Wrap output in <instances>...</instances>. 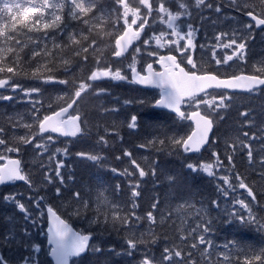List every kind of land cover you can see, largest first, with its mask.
<instances>
[{
    "label": "snow or ice",
    "instance_id": "snow-or-ice-1",
    "mask_svg": "<svg viewBox=\"0 0 264 264\" xmlns=\"http://www.w3.org/2000/svg\"><path fill=\"white\" fill-rule=\"evenodd\" d=\"M3 7H0V14H6L11 21V24L5 22L0 25V38H3V44L14 42L13 46H0V89H11L13 95H3L0 93V101H12L19 94L31 104V119L32 122H24L10 120L13 129L23 126L28 131L24 135L15 136L12 146H8V134L4 126L0 125V146L7 152H19L22 146H30L36 157L41 160V170L43 180L48 185L55 187L56 198L60 199L63 196L60 185L66 183L65 176L61 169L66 167L63 159H57V155L62 152L67 156L68 149L63 150L57 148L55 152L49 153V145L54 142L55 138L52 135L46 137L41 135L39 139L36 133L32 131L33 124L38 122L39 133H57L64 137H77L86 134V117L82 116L79 111V102L85 95L95 94L97 97L105 95L107 90L99 87L95 82L101 80L127 81L141 85H151L161 89L160 99L156 100V105L174 112L180 120L190 121V127L193 130L186 138L182 136H171L163 133L164 139L159 136H154L147 143L137 145L138 148L155 147L159 145L167 147L166 141L180 148L185 153L200 152L201 148L206 145L209 140V132L213 128L212 115H218L221 110L230 106L232 97L220 93L219 95L209 93L208 89H240L243 88L248 92H252L259 86H264V60L258 61V67L254 66L253 75H233L227 79H221L217 74L210 72H202L198 68L194 55L197 50L196 33L197 29L191 24L186 25V31L182 30L181 25L177 24L181 15H189V4L187 0H110L107 7L100 0H42L39 5L32 7H24L20 3L9 2V0H0ZM238 8L244 11V15L250 18L249 22H241L239 30L218 31L213 34L212 41L207 44L199 45L202 53H211V61L217 66L232 67L230 61H245L247 53V41L251 39L252 32L255 29H260L264 32V0H245V3L240 6L237 0H231ZM194 6L198 9L213 8V4L208 0H193ZM174 4L177 11L173 13L169 5ZM121 9L123 12L121 14ZM141 9L145 12L142 14ZM29 11L26 18H23V13ZM216 13L221 12V8H214ZM159 16L166 23L167 29L170 32L160 31L158 35H148L147 29L151 28L148 17ZM113 14L115 15L116 24L123 18V24L116 28V24L112 22ZM65 15L72 20L78 21L80 24L88 26L79 29L78 31H69V25L65 23ZM131 20L129 22V16ZM166 17V21L164 18ZM107 21V27L114 28L117 33L115 35L114 45H111L110 57L114 58L116 63L121 66L113 68L111 63L105 61L103 54L95 59L96 67L89 71V74L77 81L73 76L70 78H60L56 73L63 67L64 73L69 72V65L72 59L76 58L77 66L87 64L89 62L90 50L92 53L100 50V45L95 38H90L93 31V26H100ZM139 21V23H138ZM254 22V23H252ZM20 25V28H17ZM133 26H136L135 29ZM28 29V32L42 33L38 37L39 42L33 41L29 36L28 40L32 42L30 54L24 52V48L28 47V43H22L18 37L23 34V29ZM88 33L89 35H85ZM147 38L142 39L141 34ZM112 35V33H106ZM67 39H63V37ZM133 41H140L139 45L133 46ZM155 41L156 48H152V42ZM49 42L51 47H49ZM132 48L129 52V48ZM167 48V55L160 54V49ZM68 50L70 55H67L65 50ZM229 50V51H224ZM218 52H223L222 56ZM6 53H11L9 58ZM176 53V54H172ZM145 55L148 58L155 57L152 62L145 60ZM179 56V60H178ZM139 58V60H138ZM125 60L129 62L126 68L123 67ZM140 60L144 63L141 65V70L138 71L137 64ZM186 61L190 65L189 70H185L181 64ZM159 64L163 69L157 72L153 64ZM24 65L31 68L30 75L32 79L40 81L43 85H50L54 88L59 85L66 86L70 90L67 99L62 105H56L59 110L53 107V104L48 105L50 115H44L40 119L39 113L44 108V104L39 97L42 94L41 86L25 87L17 79L21 73L25 72ZM219 69H217L218 71ZM131 73V77L127 73ZM141 72L146 74L142 75ZM202 74H198L201 73ZM264 90V89H262ZM64 91V89H60ZM201 94H203L201 96ZM211 97V98H209ZM59 100L60 97H57ZM135 100H124V105L136 103ZM119 103V101H117ZM143 103V101H139ZM181 105H186L190 110L185 112L181 110ZM120 107L105 108V113H119ZM246 119L249 126L253 125V121L249 119V112L240 114ZM83 125V127H82ZM127 127L131 130L138 128L137 116L132 115L127 122ZM104 135H98L96 143L98 145L107 146L109 144L108 135L118 132L114 130L104 129ZM241 139L236 137L232 144L225 140V153L227 154L229 167L225 168L220 155L213 151L212 163H187L186 167L192 174H197L201 169L208 176H215L213 168H224L227 175H219L217 179L222 181L221 185H217V190L227 197L229 192H235L237 188L244 189L247 196L251 197L252 201L256 200L253 188L245 182L238 172H235V164L233 156L237 151L246 152V157L249 167L257 169L261 180H264V156L259 159L254 157V149L251 146L253 141H261L264 143V136H257L255 133L249 135L247 131L243 132ZM120 139H123L120 137ZM215 141H213V144ZM162 150V149H157ZM259 153H264V147L257 150ZM48 154L47 163L43 162V157ZM76 156L81 159L99 162L102 158L98 155L88 154L84 152L76 153ZM123 156L128 158L129 167L123 170V175L129 177V190L131 196V209L126 216L120 215L118 206L113 208L111 221L115 224L119 221L125 226L129 235L125 239L126 248L121 252H115L114 248H109V252H115L116 255L133 256L137 251H142V258L138 264H241L239 259L233 260L231 249L234 247L232 241H228L223 246L213 244L212 240L208 239L206 234L210 232L209 226L201 227L197 224L195 227L187 231V235H178L177 241L172 244H165L159 257L145 247L141 250L140 245L145 241L141 236H136L135 232L139 228L141 222L147 221L148 231L152 232L154 226L158 224L157 215L154 211L158 209L159 200L154 198L151 204L150 211H147L143 216L138 215L134 210L138 207L136 199L141 196V184L143 178L149 174L153 178V182L158 178L157 169L159 165L153 161L146 171L144 167L137 161L134 153L128 149H124ZM7 159L6 156L0 154V160ZM121 159L120 156L116 157ZM55 167H51L52 164ZM116 172V169H112ZM138 176L139 179L133 181L131 178ZM230 176H234L237 183H233ZM71 179V177H69ZM166 179L170 184L175 183V177L167 176ZM24 181L30 187L32 182L29 176L22 173L19 160H9L4 166H0V185L11 181ZM58 181V184L56 183ZM119 186H117L118 188ZM19 197V198H18ZM73 199L83 208H88V202L84 199L80 191L72 193ZM103 198L102 193L98 195V201ZM4 202H11L18 209V212L23 214V219L27 226L21 232H17L14 228H9L4 232H0V247L13 246L20 241H26L24 247L28 249L27 254L21 253L19 257H11L0 254V264H40L39 254L42 249L39 244L31 243V232L29 229L37 224L34 218L33 210L26 206V203L21 202L22 194H5L2 197ZM31 200V198H29ZM44 197L35 200V208L40 209ZM107 203V199L103 198ZM235 203L247 212V218L241 213L233 212L231 215L234 219L241 223L258 222L253 215V209L250 203L245 199H236ZM217 207L219 204L213 201ZM183 205L178 206L177 211H180ZM80 209L75 210V214H79ZM44 213L41 212V215ZM47 216L49 226L47 229V243L50 246L49 255L55 259V264H69L72 257H82L86 252L100 253L101 247L97 244L89 245L92 239L91 234H81L73 231L69 225L61 219L53 207H47ZM159 223L163 224L165 217L163 212L159 213ZM11 219V218H9ZM30 222V223H28ZM211 222H209L210 224ZM264 227V225H261ZM155 243V241H153ZM203 246V247H201ZM245 260L243 264H264V249H261L258 254L249 259L247 253H243Z\"/></svg>",
    "mask_w": 264,
    "mask_h": 264
},
{
    "label": "trees",
    "instance_id": "trees-1",
    "mask_svg": "<svg viewBox=\"0 0 264 264\" xmlns=\"http://www.w3.org/2000/svg\"><path fill=\"white\" fill-rule=\"evenodd\" d=\"M11 1H15L14 3H20L23 6L39 5L42 2V0H9V2ZM100 2L107 7L110 0H100ZM218 2H221L220 4L222 5L219 6L221 8L220 13H216L214 11V8L218 6ZM211 3L213 4V8L201 9L203 12L201 17L205 20L204 24L207 30L230 31L236 28L240 29L241 22H246L245 18L234 14V12L229 10V8H232L244 13V11L233 4L231 0H216L214 3ZM237 3L242 6L245 3V0H237ZM0 7H3L2 2H0ZM29 14H31L29 11H25L23 13V18H26ZM227 16L232 17L230 23L226 20ZM64 21L71 26V29L73 30L78 31L79 29L84 28L77 21L70 22V18L67 15H65ZM5 22L11 24V21L6 14H0V25H3ZM17 28H20V25H17ZM22 32L27 33V35L21 34L18 38L21 39L22 43H28L29 46L24 48V52L21 53V55L24 53L30 54L32 42L28 40V37L31 36L33 41L39 42L37 38L41 37L42 33L34 31L28 32V29L26 28L23 29ZM99 37L100 36H91L90 38H95L96 40L98 39V42ZM63 39L66 40L65 37H63ZM13 43L14 42H10L5 45L3 44V38H0V46L9 47L13 46ZM247 44V59L251 57V51L254 54H256L258 50L261 51L262 54L264 53V41L259 44L257 39H249ZM49 47H51L50 42ZM65 52L67 55H70L67 49ZM6 55L11 58L12 54L6 53ZM95 59L96 57H89V62L87 64H80L79 66H76V58H73L72 63L69 65V72L67 74L64 73L63 67H61L56 75L60 78H70L74 76L78 81L89 74V71L95 66ZM262 60H264V56H262ZM254 66L258 67L259 65L258 63L232 64L231 69H227L224 72L216 71L215 74L219 76H228L239 73L253 75L255 74L253 71ZM24 69L25 72L21 73V75L17 77L18 81L22 84L33 82L34 79H32L30 75L25 74L30 73L32 69L29 68L28 65H24ZM71 72H74L72 73L73 76L70 75ZM95 83L99 85V87L106 89L107 93L99 97L91 93L85 95L79 102V106H84V104H80H82V102L85 103L87 100L89 106L87 111H89V114L86 116L84 110L85 114L82 116L86 117L87 121V118L91 116H95L96 114L101 115L105 108L120 107L121 110L119 113H105L106 118H104L107 119L109 123H113L115 121V117H121V119L125 120L126 123L123 126L124 123L121 121H119V123L117 120L115 121V127H111L109 130L118 132L119 136L115 134L108 135L106 137L109 141L107 146L98 145L96 143L98 135L105 134L104 127H99L98 129L97 127H89L88 122L86 125V134L80 135L75 141L56 138L58 142L56 149H68L69 154L67 156H64L61 152L56 158L63 159L65 161V165L68 164L66 169H61L62 172H73V176L75 178L73 180L74 187H91L97 182L105 194L106 199L108 198L107 201L112 200L110 201L111 204L114 203L115 206H118L120 215L126 216L131 209V196L129 190L130 178L122 173L125 168L129 167L128 158L123 156L124 149H128L134 153L137 161L145 168L146 171L153 161L159 165V168L157 169L158 178L155 180V183L153 182V178L150 174L144 177L143 183L141 184V196L136 199L138 207L134 211L141 216H143L147 211L152 210L151 204L154 202V198H158L159 200L158 209L154 211V215H157L158 224L153 227L152 232H149L147 221H143L135 232L136 236H141V234H143L142 238L145 243L140 245L141 250L147 247L155 255L158 254L159 257L165 244L175 243L178 235H184L185 231L192 223L190 220L191 218L189 219L190 223L188 224L184 221L183 225L178 226L177 223L180 219H182L179 216L180 212H186L193 209L191 206L188 207V204L204 205L206 213H202V218L199 219L210 220L213 223L211 225L214 227L216 232L221 233V235L214 236L216 243H218L216 245H219L220 243L223 244L224 241L228 242L238 238H254L256 241L264 243V232L261 236L256 235L257 230H254L253 228L254 224L259 223L261 220L263 221L264 180H261L260 178L259 171L257 170L259 167L258 165L257 169L249 167L246 152L237 151L233 156V163L235 164V172H238L242 178H245V182L253 188L256 200L253 203L255 206L253 205L252 209L253 215L258 222H249L246 224L241 223L239 220L234 219L231 215V213H233V201L231 197L234 192L230 191L228 195L230 196V199H226L217 190L218 184L224 186L222 181L217 179V176L228 174L224 171V168L218 169L217 172L215 171L217 174L215 175L216 177H213L208 176L202 170L194 175L190 173L186 167L187 163H212L215 158L212 157L211 154L215 151L220 155L224 167L227 168L229 165L227 154L225 153V140H227L229 144H232L236 137L247 139L243 137V132L245 131H247L249 135L255 133L257 136H264V90H262L264 88L249 94H230L232 97L230 106L221 110L220 113L214 117V128L208 147L199 153L190 155L183 152L182 149L177 148L168 141H166L167 147L157 143L155 147L138 148L137 145L147 143V141L151 140L154 136H159L161 139H164L163 133H167L169 137L176 136L181 120L168 112L154 109L150 104H147V109L141 106L142 104H140L137 99L141 98V96H143V94L147 91H143L134 85H128L125 83L111 84L110 80H103ZM38 86L43 88L42 94L49 91V88L51 87L50 85H43L40 83ZM56 88L59 90L67 89L64 85H59V87ZM211 93L217 95L220 94L218 92ZM69 94L70 90L66 96L60 100L64 102ZM129 99L137 102L124 105V100ZM251 99L256 100V103H253ZM40 100L44 105H47L46 101H50L45 99V96H42ZM60 100L53 102V107L59 105ZM117 101H119V103H117ZM7 103L8 101L0 104V121H2L0 122V125L4 123L6 124L7 122H10V120L18 121L19 116L23 115L22 111H17L16 107L13 105L10 106ZM242 112L250 113L249 119L253 121L252 126H249L246 123V119L240 115ZM132 115L137 116L138 128L135 130H131L127 127V122L130 120ZM183 122L184 123H182V125L186 124L188 121L184 120ZM10 136L13 137V135ZM120 137L123 139H120ZM213 141H215L214 144ZM251 146L254 149V157L256 159H259L260 156H264V153H259L257 151L261 147H264V143L261 141H253ZM51 149L52 146H49V150ZM157 149L162 150L158 151ZM78 152L88 154L99 153L103 155V159L99 162L81 159L76 156V153ZM141 152H143L146 156L139 159L140 155H142ZM50 153L52 152L50 151ZM117 156H120L121 159L117 160ZM47 157L48 154H45L43 160H47ZM40 164L41 162L32 166L33 169L31 173L34 176L35 182H41L43 179V175L38 176L37 173V171L41 169V167H39ZM53 166H55L54 163L51 167ZM112 169H116L117 171L113 172ZM167 176L175 177L176 182L170 184L166 179ZM231 177L232 176H230V178ZM131 179L135 181L136 179H139V177L136 176ZM232 182L234 183L235 179ZM23 184L24 183H15V186L21 187L24 186ZM9 186L10 184L8 183L4 184V190ZM117 186L119 187L117 188ZM75 191H80L82 195H86V199L89 202L87 209L83 208L73 199L72 193ZM0 195L3 196V193H0ZM66 197L72 201L73 206H77V208L80 209L79 214H75L72 218L62 211L57 213L62 218L67 220L74 228L80 231L82 230L83 233L92 234L93 239L90 246L92 244H97L102 249L100 253L87 252L84 256L74 260L72 264H138L139 253L141 251H137L131 257L115 254V252L123 253L126 248L125 239L129 233L125 226L119 221L115 224L112 223L111 217L114 210L109 206V204L104 203V200L100 199V203L97 202V204L94 205V202L91 201L90 198L91 195L83 191L81 188L70 189ZM247 199L250 201L251 197L247 196ZM213 201H216L219 204V207L213 204ZM3 204L5 203L3 202ZM180 205H183V207L180 211H177V208ZM160 212H163L165 217L163 224L159 223ZM87 218H92L94 222L87 225L84 224L85 219ZM245 218H247V216ZM5 224L0 221V228L2 231L5 229ZM203 224H206V222ZM229 231L230 234H228ZM153 241H155V243H153ZM109 248H114L115 252H109ZM0 249L4 250L7 255L12 253V251L6 247H0Z\"/></svg>",
    "mask_w": 264,
    "mask_h": 264
},
{
    "label": "rangeland",
    "instance_id": "rangeland-1",
    "mask_svg": "<svg viewBox=\"0 0 264 264\" xmlns=\"http://www.w3.org/2000/svg\"><path fill=\"white\" fill-rule=\"evenodd\" d=\"M11 2H15V1H11ZM32 6L33 5H25L24 7H32ZM122 12H123V9H122ZM226 20L230 23V21L232 20V17L227 16ZM74 21L75 20H72L70 18V22H74ZM112 21H114L113 23L116 24L114 14L112 17ZM245 23H247V22H245ZM122 24H123V18H121L119 23L116 24V28H119L120 25H122ZM80 25L83 27H88V26H85L82 24H80ZM236 29L239 30V28H236ZM69 30L70 31H76V30L71 29V26H69ZM218 31H223V30H205V34H204L205 35L204 36L205 41L210 42L212 40L213 34L215 32H218ZM115 32H116V30L114 28L107 27V21H105L104 24H102L100 26H93V31L91 32L90 37L91 36H100L99 41H98V43L100 45V50H98V52L93 53V54L90 50L89 57L90 58H92V57L97 58V56H100L101 53L103 54V57H104V54L106 52H109V54H110V50H111L110 42H109V38H107L109 36L106 35V33H112V35H110V36H114ZM85 35H89V34L85 33ZM65 38L67 39L66 36H65ZM254 39H257L258 43L261 44L264 41V32L253 31L252 37L250 40H254ZM224 51H229V50H224ZM196 53L194 55V58L197 61L198 68H201L202 72L215 73L217 71V69H219L218 71H221V72H224L227 69H231V67L229 68V67L223 66V65L222 66L215 65V62L211 61V59H210L211 58L210 52H207L206 54H204L201 52V50H198ZM218 55L222 56L223 52H218ZM247 55L248 54L246 53V56ZM250 55H251V57L249 59H247V57H246L245 61H235L234 60V61H230L229 64H231V65L232 64H240V63H244V64L255 63V64H257L258 61L262 60V56H264V53L262 54V52L258 50L256 54H254L251 51ZM126 61H128V60H126ZM74 64H76V63H74ZM126 65L127 64L123 63L124 68H126ZM76 66H77V64H76ZM120 66H121L120 64L115 63L113 68L120 67ZM95 67H96V65L92 69H94ZM72 73H74V72H71V74H70L71 76H73ZM233 75H235V74H233ZM228 76H231V75H228ZM110 82H111V84L125 83L128 85H133L132 83H129L127 81L110 80ZM39 83L41 84L40 81L34 80L33 82H28L24 85H25V87H32V86H38ZM60 86H62V85H60ZM143 91H147V90H143ZM68 92H69L68 89H65L64 91H60L58 88H54L51 86L49 88V91H47V92L41 94L39 97H37L38 99H41L42 96H45V99L50 100V101L45 100L47 102L46 103L47 105H44V108L41 109V112L39 113L40 119H42L44 115H46L50 112V111H48V105L49 104H53V102L58 101L57 97H60V99H62L63 97L66 96V94ZM0 93H2L3 95H13L11 89H8V90L0 89ZM218 93H224V92H218ZM225 94H227V93H225ZM158 98H159V93L157 90H154V91H147L145 94H143V96H141V98H139L137 100L143 101V103H140V104H142L141 106H143L144 108L147 109L148 105L150 104L152 106ZM209 98H211V97H209ZM251 101H253V103H256V100H254V99H251ZM3 102H7V101H0V104ZM148 102H150V103H148ZM7 104L10 106L13 105L14 107H16L17 111L19 110L20 112L21 111L23 112L22 113L23 115L19 116V120L22 119L24 122H28V123L32 122L31 104L26 102V100L22 97V94H19L16 99H14L12 101H8ZM83 104H84V106H81V107L79 106V111L81 112L82 115L86 113V116H87V114H89V111H87V109L89 108L87 100L85 101V103L82 102V104H80V105H83ZM84 110H85V113H84ZM189 110L190 109L188 108V111ZM104 117L106 118L105 112H102L101 115L96 114L95 116H91V117L87 118V122L89 124V127H97V129L99 127H104V129L105 128L110 129L111 127H115L114 123L116 120L118 121V123H119V121L124 123L123 126L126 123L125 120L121 119V117L120 118L115 117L114 118L115 121L113 123H109L108 120L105 119ZM214 117H215V115L210 116V118H212L213 120H214ZM183 121L184 120H181V124L178 127V133L176 136H178V137L182 136L185 138L190 132V129H191L190 125L191 124L189 122H186V124L182 125V123H184ZM0 122H2V121H0ZM37 124H38V122L33 124L32 131L34 133H36L37 138L39 139L41 134H39V132H38ZM2 126H4L7 130H10L9 134H8V146H10V147L12 146V144L14 142L15 136L24 135L28 131L23 126L13 129V126L10 122H7L6 124L4 123V124H2ZM10 135H13V137H11ZM43 136L46 137L47 135H43ZM56 145H58V142L55 138L54 142L49 145V146H52V149L49 150V153H50V151L55 152ZM0 154H3L4 156H6L7 159L17 157L21 161V163L23 164V167H22L23 174H25L26 176H29V178L32 182L31 187L28 184H26L25 182L23 184L24 186L20 187V186H15L16 182L11 181L8 183V184H10V186L8 188H6L5 190L3 188L4 185L3 186L0 185V193H3V196L5 194H22L23 195V199L21 202L26 203V206L33 210L34 218L37 220V224L34 227H31L29 229V231L31 232L30 242L35 243V244H39L41 246L42 251L39 254L40 264H52L51 261L47 257L49 248L46 247L45 206H51L57 212L62 211L63 213L68 214L69 216H71L73 218V216L75 215V210L77 209V206H73L72 201L70 199H67V197H66V195L70 191V189L81 188L86 193H89V195H91V197H90L91 201L94 202L93 203L94 205L97 204V202L100 203V200L98 201V199H97L98 195H100L102 193L103 198H106V196L103 193L102 189L99 187L97 182L95 183L94 186H91V187L90 186L74 187V181L73 180L75 178L73 176V172H71V171L62 172L61 171L62 174L66 178V183L64 185H60L61 190L63 191L62 192L63 196H62V198L57 199L56 193H55V187H53L52 185H48L46 182H44L43 179L41 182H35L34 181V176L31 173V171L33 169L32 166L37 165L38 163L41 162V160H39L40 158L36 157V155L31 150L30 146H27V145L22 146L21 151H19V152H7V151L3 150V146H0ZM91 154L98 155L103 159V155H101L99 153H91ZM141 154L142 155H140L139 159L146 156V155H144L143 152H141ZM78 158H80V157H78ZM4 160H6V159H4ZM4 160H0V165L4 162ZM43 162L47 163V160H43ZM67 166H68V164L66 165V167L64 169H66ZM54 167L55 166H53V168ZM217 170L218 169L216 167L213 168L214 173H215V171L217 172ZM37 173H38V176L42 175V170L41 169L38 170ZM69 177H71V179H69ZM213 177H216V176H213ZM230 179L232 181H234V176H232ZM56 183L58 184V181ZM235 183H237V181H235L234 184ZM72 184H73V187H72ZM17 187H19V188H17ZM3 196L0 195V221L4 222V224L6 223L5 224L6 226H5V229L3 231L0 228V232H4V231L8 230L9 228H14L17 232H21L23 230V228L27 226V223L23 219V214L18 212V209L15 207V205L13 203L4 202L2 199ZM40 197H44V200L42 201L41 208L36 209L34 201L38 200ZM83 197L87 201L86 195H83ZM29 198H31V200ZM103 198H101V199L103 200ZM225 198L230 199V196H227ZM231 199L233 201L232 212L241 213L245 217L247 216V212L244 209H241L240 206L235 203V200L236 199H245V201L247 203L251 204V207L254 205L253 204L254 201H252V200L249 201L247 199V192L244 189L237 188V190L234 192ZM107 200H108V198H107ZM110 201H112V200L107 201V204H109V206L111 207L112 205H114V203L111 204ZM3 202L5 204H3ZM189 206L193 207V209L190 211H186V212H180L179 216L182 219H180V221H178V223H177L178 226L183 225L184 221H186V224H188V223H190L189 219L191 218L190 220L192 223L190 224V227L185 231L184 235H187V231H190L191 228L195 227L197 224H201V227L209 226L210 232L208 234H206V236L208 239L212 240L213 243L218 244V243H216L214 236L221 235V233L216 232L214 227H212L211 224H213V223L210 220L199 219V218H202V215H201L202 213H206V208L204 207V205H202V204H197V205L196 204H192V205L188 204V207ZM41 212H43L44 214L41 215ZM9 218H11V219H9ZM262 219L264 221V216L262 217ZM263 221L261 220V221H259V223L254 224L253 228H254V230H257L256 235L261 236V234L264 232V227H261V225H264ZM93 222L94 221L92 218H87V219H85L84 224L87 225V224H91ZM204 222H206V224H203ZM209 222H211V223L209 224ZM28 223H30V222H28ZM228 234H230V231ZM176 242H178L177 239H176ZM232 242L234 244V247L231 249V251L233 253L232 259L233 260L239 259L241 264H243V262L245 260V256L243 253H247L248 258L251 259L254 256V254H258L261 249H264V243L258 242L254 238H249V239H239L238 238V239L232 240ZM24 243H26V241H20L19 243H16L13 246H3V247H6L7 249L11 250L12 253L7 255V254H5L4 250L0 249V254H4V255L8 256L9 258H11V257H17L18 258L21 253L27 254L28 249L24 247ZM225 243L226 242L224 241L223 244H225ZM223 244L220 243L219 245H223ZM201 247H203V246H201ZM139 254H140L139 255V261H140V259L142 258V251ZM156 256L158 257V254H156ZM73 261L74 260L71 261V264Z\"/></svg>",
    "mask_w": 264,
    "mask_h": 264
},
{
    "label": "flooded vegetation",
    "instance_id": "flooded-vegetation-1",
    "mask_svg": "<svg viewBox=\"0 0 264 264\" xmlns=\"http://www.w3.org/2000/svg\"><path fill=\"white\" fill-rule=\"evenodd\" d=\"M215 1L216 0H208V2H213V3ZM187 2L189 4V15H187V16L181 15L180 16V19L177 21V24L181 25L182 30H184V31L187 30L186 29V25L188 23H191L198 30L197 33H196V44H197V50H196V52H197L198 50H200L199 45L209 43V42H206L205 39H204L205 38L204 37L205 36L204 35L205 34V30H207V29L205 28V24H204V21L205 20L201 17V15L203 14L202 10L201 9H198V8H196L194 6L193 0H187ZM220 3L221 2H218V6H222ZM169 6L171 7V10L173 11V13H175L177 11V9H176V7H175L174 4H171ZM141 12H142V14H144L145 10L144 9H141ZM121 14H122V9H121ZM234 14H237V13L234 12ZM153 15L155 16V13ZM237 15L243 16L242 14H237ZM131 18L132 17L130 15L129 18H128L129 19V22H130ZM148 19H149L150 25H151V28L150 29H147L149 36L158 35L159 32L162 31V30L163 31H166V32H170L171 31V30L167 29L166 23L163 22L159 16H155V22L154 23L152 22L153 21V17H148ZM164 20L166 21V17L164 18ZM112 22H114V21H112ZM138 23H139V21H138ZM135 27L136 26H133L134 29H135ZM254 31L261 32V30H254ZM116 33L117 32H115L114 36L117 35V34H121L122 33V29H121V33H117V34ZM108 36L109 37H107V38H109L110 48H111V45H114V38H113L114 36H110V35H108ZM141 38L142 39H146L147 37L142 33L141 34ZM139 44H140V41H133V46H136V45H139ZM156 47L157 46L155 44V41H153L152 42V48L155 49ZM131 50H132V48L130 47L129 48V52H131ZM159 51H160V54H162V55L169 54L167 48L160 49ZM172 54H176V53H172ZM104 59L106 60V62L111 63L112 64V67H114V64L116 62H115L114 58L110 57L109 52H106L104 54ZM154 59H155V57L148 58L145 55V60H147L148 62H152V60H154ZM138 60H139V58H138ZM178 60H179V56H178ZM127 62L128 61H126V60L124 61L125 64H127ZM143 63H144L143 60H140L138 62V64H137L138 71L141 70V65ZM117 64H119V63H117ZM181 66L182 67H185V70L186 71L191 68L190 65H187L186 64V61L184 63H182ZM153 67H154V69L157 72H159L162 69L158 64H155V63L153 64ZM141 74L144 75L145 73L144 72H141ZM128 75L130 77L131 73L129 72ZM62 104H63V101L60 100L59 105H62ZM186 107H187L186 105H183V110L185 112L188 111V110H186ZM55 108H56V110H58V107H55ZM49 113H51V112H49ZM53 137H55V138H61L59 136H53ZM61 139H64V138H61ZM20 163H21V161H20ZM22 167H23V164L21 163V166H20L21 171H22Z\"/></svg>",
    "mask_w": 264,
    "mask_h": 264
},
{
    "label": "water",
    "instance_id": "water-1",
    "mask_svg": "<svg viewBox=\"0 0 264 264\" xmlns=\"http://www.w3.org/2000/svg\"><path fill=\"white\" fill-rule=\"evenodd\" d=\"M243 15V17L245 18V19H247L248 21L250 20V18H248V17H246L244 14H242ZM252 23H254V22H252ZM256 30H260V29H256ZM159 65V64H158ZM160 66V65H159ZM163 69H161V71H162ZM160 72V71H159ZM237 75H245V76H247V75H250V74H237ZM231 76H228V77H220L221 79H227V78H230ZM102 81V80H101ZM98 82V81H97ZM136 84V83H135ZM136 85H138L139 87H141V88H144V89H155V90H158V93H159V98L158 99H160V95H161V89H159V88H157V87H154V86H151V85H141V84H136ZM261 88H264V86H259L257 89H261ZM257 89H255V90H257ZM208 91L210 92V91H224V92H227V93H248V91L247 90H245V89H243V88H240V89H208ZM202 95V94H201ZM157 99V100H158ZM153 108H155V109H158V110H165V111H168V112H170V113H172V114H174V115H176L174 112H172L171 110H169V109H165V108H162V107H158L157 105H156V101L154 102V104H153ZM59 110V109H58ZM51 114V113H50ZM49 114V115H50ZM177 116V115H176ZM190 122V121H189ZM191 123V122H190ZM38 130H39V126H38ZM192 130H193V127L191 128V131L189 132V134L188 135H190L191 134V132H192ZM212 131H213V128H212V130L209 132V138H208V140L210 139V137H211V135H212ZM46 134V133H45ZM50 134H52V135H54V136H60L59 134H57V133H50ZM60 137H62V138H67V139H75L76 137H64V136H60ZM187 137V136H186ZM185 137V138H186ZM208 145V143L206 144V145H204V147H202L201 148V150H200V152L206 147ZM196 153H199V152H196ZM196 153H187V154H196ZM9 160H18L17 158H9V159H6L0 166H4V165H6L7 163H8V161ZM17 182H22V181H19V180H17ZM45 215H46V228H45V234H46V246L49 248V251H50V246L48 245V243H47V229H48V226H49V220H48V216H47V207L45 208ZM58 215V214H57ZM61 219L62 220H64L62 217H61ZM65 221V220H64ZM68 225H69V227H71L72 229H73V231H75V232H77V233H81V234H89V233H82V232H80V231H78V230H76L75 228H73L72 226H71V224H69L67 221H65ZM92 240V239H91ZM91 240L89 241V244H90V242H91ZM86 253H84V254H82V256L83 255H85ZM47 257H48V259L51 261V263L52 264H55V259L53 258V257H51L49 254L47 255ZM77 258H79V257H72V258H70V260H69V264H71V260H73V259H77Z\"/></svg>",
    "mask_w": 264,
    "mask_h": 264
},
{
    "label": "bare ground",
    "instance_id": "bare-ground-1",
    "mask_svg": "<svg viewBox=\"0 0 264 264\" xmlns=\"http://www.w3.org/2000/svg\"><path fill=\"white\" fill-rule=\"evenodd\" d=\"M241 14V13H240ZM240 16V15H239ZM243 17V16H242ZM189 122V121H188ZM17 158V157H16ZM18 159V158H17ZM19 160V159H18ZM20 161V160H19ZM46 235V234H45ZM93 239V238H92ZM92 241V240H91Z\"/></svg>",
    "mask_w": 264,
    "mask_h": 264
}]
</instances>
